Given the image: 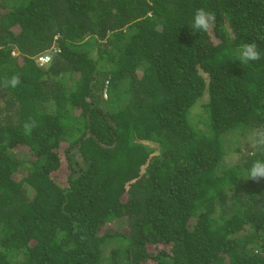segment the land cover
<instances>
[{
  "label": "trees",
  "instance_id": "16d2710c",
  "mask_svg": "<svg viewBox=\"0 0 264 264\" xmlns=\"http://www.w3.org/2000/svg\"><path fill=\"white\" fill-rule=\"evenodd\" d=\"M257 128L264 0H0V264H264Z\"/></svg>",
  "mask_w": 264,
  "mask_h": 264
},
{
  "label": "clouds",
  "instance_id": "9594fccd",
  "mask_svg": "<svg viewBox=\"0 0 264 264\" xmlns=\"http://www.w3.org/2000/svg\"><path fill=\"white\" fill-rule=\"evenodd\" d=\"M214 21V15L203 8L197 9L193 15L192 22L189 26L193 34L199 32L207 33ZM236 59L241 64L258 61L261 59V53L257 49V45L253 42H248L240 46L237 50ZM21 84L19 74H14L3 82L4 87L16 88ZM36 121L29 119L23 125L25 135H31L32 130L36 127ZM251 148L254 152L264 153V128H257L251 132ZM251 179L259 182L264 179V160L256 159L252 162L248 169V174L245 180Z\"/></svg>",
  "mask_w": 264,
  "mask_h": 264
},
{
  "label": "rangeland",
  "instance_id": "374dc122",
  "mask_svg": "<svg viewBox=\"0 0 264 264\" xmlns=\"http://www.w3.org/2000/svg\"><path fill=\"white\" fill-rule=\"evenodd\" d=\"M14 54L16 53L15 51L13 52ZM203 99V97L200 99V101ZM192 109V110H191ZM190 110L192 111V113H197L198 112V109L196 110L195 109V107H194V105L190 108ZM150 145L151 146H154V144L153 143H150ZM243 149H244V147H243ZM60 156L62 157V154H60ZM66 161L67 160H64V159H62L61 160V168H60V170H59V172L61 173V172H63V170H66V168H65V164H66ZM111 224L113 225V227H112V230H114L115 228H116V224H117V221H114V222H111ZM108 225L109 224H104V225H102L101 226V228H103V229H106L107 227H108ZM120 230H125L124 229V226L122 225V227H120ZM100 232V231H99ZM163 244H159V247L160 246H162ZM158 246V245H157ZM150 249L151 250H153V251H155L156 249H157V247L155 246V245H150Z\"/></svg>",
  "mask_w": 264,
  "mask_h": 264
},
{
  "label": "built area",
  "instance_id": "2783aa9c",
  "mask_svg": "<svg viewBox=\"0 0 264 264\" xmlns=\"http://www.w3.org/2000/svg\"><path fill=\"white\" fill-rule=\"evenodd\" d=\"M48 59L49 57L47 55H40L38 56L37 61L39 64H44L45 62H48Z\"/></svg>",
  "mask_w": 264,
  "mask_h": 264
}]
</instances>
